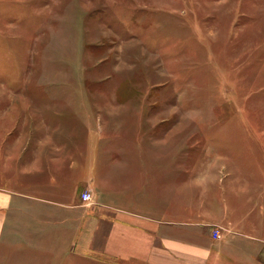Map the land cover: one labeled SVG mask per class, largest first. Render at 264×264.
Listing matches in <instances>:
<instances>
[{"label": "crops", "instance_id": "obj_1", "mask_svg": "<svg viewBox=\"0 0 264 264\" xmlns=\"http://www.w3.org/2000/svg\"><path fill=\"white\" fill-rule=\"evenodd\" d=\"M12 96L0 92V233L5 245L14 215L29 217L36 252L9 264H260L264 185L214 144L120 132L75 95Z\"/></svg>", "mask_w": 264, "mask_h": 264}, {"label": "rangeland", "instance_id": "obj_2", "mask_svg": "<svg viewBox=\"0 0 264 264\" xmlns=\"http://www.w3.org/2000/svg\"><path fill=\"white\" fill-rule=\"evenodd\" d=\"M0 92L75 95L120 132L214 144L264 185V0H0ZM13 219L0 264L36 252Z\"/></svg>", "mask_w": 264, "mask_h": 264}, {"label": "built area", "instance_id": "obj_3", "mask_svg": "<svg viewBox=\"0 0 264 264\" xmlns=\"http://www.w3.org/2000/svg\"><path fill=\"white\" fill-rule=\"evenodd\" d=\"M81 198L84 202H91L92 201V193L89 190H85L82 192L81 194ZM213 236H215L216 238H222V227L217 226L216 228H214L213 230Z\"/></svg>", "mask_w": 264, "mask_h": 264}]
</instances>
